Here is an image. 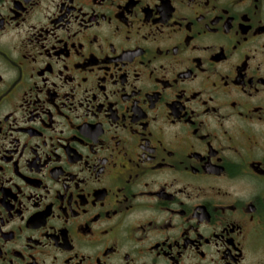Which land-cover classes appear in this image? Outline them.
Returning a JSON list of instances; mask_svg holds the SVG:
<instances>
[{
  "label": "flooded vegetation",
  "instance_id": "flooded-vegetation-1",
  "mask_svg": "<svg viewBox=\"0 0 264 264\" xmlns=\"http://www.w3.org/2000/svg\"><path fill=\"white\" fill-rule=\"evenodd\" d=\"M0 264H264V0H0Z\"/></svg>",
  "mask_w": 264,
  "mask_h": 264
}]
</instances>
